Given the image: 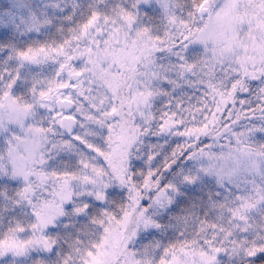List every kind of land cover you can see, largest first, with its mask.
Wrapping results in <instances>:
<instances>
[{
	"label": "snow or ice",
	"instance_id": "6c2138e0",
	"mask_svg": "<svg viewBox=\"0 0 264 264\" xmlns=\"http://www.w3.org/2000/svg\"><path fill=\"white\" fill-rule=\"evenodd\" d=\"M0 264H264V0H0Z\"/></svg>",
	"mask_w": 264,
	"mask_h": 264
}]
</instances>
